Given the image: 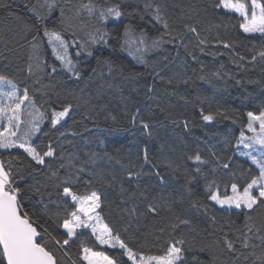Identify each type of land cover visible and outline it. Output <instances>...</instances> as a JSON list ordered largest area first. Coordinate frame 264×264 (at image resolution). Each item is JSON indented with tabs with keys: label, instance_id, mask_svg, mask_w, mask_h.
<instances>
[{
	"label": "trees",
	"instance_id": "obj_1",
	"mask_svg": "<svg viewBox=\"0 0 264 264\" xmlns=\"http://www.w3.org/2000/svg\"><path fill=\"white\" fill-rule=\"evenodd\" d=\"M63 2L71 8L79 0ZM139 2L140 0H123L122 6L126 11L132 12ZM159 2L164 5V15L172 35H183L187 48L179 40L176 43H166L162 48L146 54L147 64H141L126 51H121L115 39L110 42V47L94 50L93 57L77 58L74 50L70 49L73 59L80 60L81 78L78 79L65 72L54 59L47 38L43 37L42 27L38 55L48 65H55L57 71L49 74V67L39 77L29 76L27 67L31 62L29 57L33 56V48L28 43L31 41V34L26 35L25 26L39 23L29 10L36 0H0V74L13 80L21 89L20 94L27 86L38 106L47 102L59 110L61 103L73 104L72 113L61 125L53 129L50 120L45 119L41 125L42 131L33 137V146L38 151H46L49 141L52 142L56 157L50 158L46 163H51V171H58L59 181L51 177L47 166H35L22 149H0V159L7 160L10 155L19 157V160H12L14 169L19 170L23 177L21 180L17 176L18 185L24 189L35 186L40 190H26L23 193L22 203L25 210H33L35 205L34 210L41 213L38 217L41 223L49 228L52 237L61 242L67 238L64 230L58 226V222L48 220L43 215V205L49 206L50 213L57 211L56 206L61 203L59 196L62 193V188L57 192V184L62 183L64 177L72 173L74 180L78 177V183L73 186V190L78 195L97 192L102 201L101 209L97 211L103 217L104 223L113 228L114 233L118 232L121 239L134 251L161 254L164 241L170 232L167 225L175 222V215L179 214L182 219L191 220L196 232L192 233L186 226H181V231L195 235L198 246H211L219 242L215 251L220 260L227 264H232L234 260L237 264H251V259L244 261L240 255H248L251 249H243L238 240L237 253L226 251L223 245L224 232L228 233L229 239L236 240V234L229 228L232 222L236 228L246 231L243 228L244 212L228 209L227 206L221 208L214 201L208 200L203 175L196 176L197 165L186 157L199 151L203 159L209 161L200 167L208 175V179L223 181L220 183L221 193L229 180V172L236 173L241 184L248 178L249 169L252 174L257 173L256 166L247 157L238 154L236 138L241 128L247 124L246 113L259 112L264 108V60L259 56L264 51V38L259 33H243L239 27L242 22L239 14L229 13L224 9L215 10V0ZM68 15L74 17L72 11ZM81 20L91 25L86 14ZM81 20L74 18V23L79 26ZM128 22L127 19L120 23L110 22L107 27L115 37L117 32H123V24ZM133 22L146 28L149 41L165 31L161 24L152 21L148 15L143 22L138 17ZM44 24L49 29L55 28L64 33L58 12L47 18ZM189 24L196 26L200 37L209 41L203 46V52L197 47L196 37L187 32L185 25ZM87 30L79 31V35L83 38ZM64 35L65 39L73 38L70 33ZM217 40H226L234 47L225 49L222 44H216ZM101 53L103 57L110 56L115 61L111 73L107 66L97 65L96 57L101 56ZM189 53L197 59L193 60ZM165 56L168 57L167 60L164 59ZM253 56H256L255 61H252ZM87 64H91V70L85 74L81 66ZM119 66H123L124 76L129 72L135 73V79L124 80ZM93 69L96 70L95 73ZM156 72L163 76V80L155 76ZM37 78L39 83L35 82ZM148 85H153V92H148ZM125 105L131 111L139 107L142 118L149 119L154 124L155 139L150 141L149 151L152 162L160 163L167 157L184 165L175 175L161 165L159 170L168 181L166 188L160 187L156 177L151 174L152 169L147 166L144 169L146 174L138 179L135 176L129 178L127 175L130 170H139L138 165L142 161L137 159V153H141L143 144L149 141L142 136L138 127L123 131L128 128ZM201 109L204 115L216 113L218 110L224 111L225 115H217L214 121L206 122L202 119ZM109 112L116 116L117 123L110 118L105 119ZM27 119L29 117L26 115ZM172 120L177 122L173 123ZM185 121L187 128L184 126ZM61 132L65 133L64 137L60 136ZM101 140L104 141L103 146L100 144ZM161 144L164 145L162 149ZM93 152L99 156L95 158V163L87 164L83 173H77L75 168L68 166V159H73L78 164L83 163L89 160ZM105 152L108 156L104 155ZM212 152L220 157L221 164L230 163V168L216 169L213 175L212 170L216 168V163L210 155ZM61 163H65L64 169H60ZM185 169L196 178L189 180L184 175ZM146 188L147 199L140 195ZM230 191L229 184L228 193ZM161 196L164 200L159 199ZM41 201L42 203H38ZM149 203L157 205L158 214L148 212ZM167 204H172V211H169ZM69 206L71 207L70 201ZM133 208L136 211L130 215ZM251 215L254 218L259 217L264 215V210L257 209ZM212 216L216 217L215 225L211 222ZM221 225H224V232L220 231ZM161 229L164 231L161 232ZM77 231L79 235L74 238V242L56 253L60 264H87L82 260L84 247L103 251L114 258L119 254L118 247L114 249L101 245L90 229ZM252 243L259 244V241L253 238ZM259 252L257 249V255ZM198 255L202 260L209 259L208 252ZM122 260L127 261V257Z\"/></svg>",
	"mask_w": 264,
	"mask_h": 264
},
{
	"label": "snow or ice",
	"instance_id": "obj_2",
	"mask_svg": "<svg viewBox=\"0 0 264 264\" xmlns=\"http://www.w3.org/2000/svg\"><path fill=\"white\" fill-rule=\"evenodd\" d=\"M123 0H79L71 8L63 0H36V3L29 9L38 24L26 25V35L31 34V41L28 43L33 48V56H30V63L27 67L29 76L36 75L39 77L46 69L50 67V73H56L55 65H48L46 61L41 60L38 55L40 45V30L43 28V37L47 38V44L51 47V52L56 61L59 62L61 68L70 73L72 77L81 78L80 60L73 59L70 49L74 50L75 57H93L98 48L110 47V42L115 39L119 44L121 51H126L137 62L147 64L146 54L150 51L160 49L166 43H179L185 48L188 47L183 35H172L170 25L164 15V5L159 0H140L137 7L128 12L122 6ZM215 10H228L229 13H238L242 18L239 27L243 33H259L264 38V0H215L213 4ZM72 11L73 16H69L68 12ZM58 12L60 24L64 26V33H70L73 37L71 40L65 39L64 33L55 28L49 29L44 21ZM87 15L88 21L91 25L81 20V17ZM150 16L151 20L158 22L164 28V32L159 36L151 38L149 41L148 32L146 28L139 27L133 22L135 17H138L141 22L145 20V16ZM75 20H81L79 26L74 23ZM127 19L129 22L123 24V32L113 37L107 25L112 23H120ZM91 30H87L88 28ZM187 32L193 34L197 40V47L201 52L204 51V45L209 41L206 38H201L197 27L193 25H185ZM86 31V35L82 38L79 31ZM35 34H32V33ZM167 37L168 39H165ZM217 45L222 44L225 49H232L234 45L226 40H217ZM114 51V49H113ZM193 60L197 57L192 55ZM260 59L264 60V51L259 53ZM168 59L167 56L164 57ZM243 59V58H241ZM256 60V56L252 57V61ZM98 66H107L109 73L112 72V65L115 63L110 56L96 57ZM235 62V61H234ZM120 67V74L124 80L135 79L136 74L129 72L124 76L123 66ZM93 69V73H95ZM155 76L163 80V76L156 72ZM39 83V78L35 81ZM171 83V81H169ZM111 87V85H109ZM148 92L154 91L153 85H148ZM9 77L0 74V149L12 150L22 149L35 166H47L51 171V163H46L50 158L56 157V149L52 142L49 141L46 151H38L33 146V137L42 131L41 125L45 119L50 120L53 129L57 125H61L65 118L69 117L73 111V104L71 102L61 103L59 110L57 107L48 105L47 102L40 106L33 94L27 86L22 89ZM56 102H53L55 104ZM95 107V106H93ZM135 107V106H134ZM125 117L128 121V128L123 131L136 129L141 131L142 136L146 138L149 143L143 144L141 153H137V159L142 162L139 163L137 171H128L129 178L135 176L137 179L145 175V166L152 169V175L160 187L166 188L168 181L165 175L160 172V167L165 168L175 175L184 167L181 163H176L165 157L160 163H153L149 155L150 141L155 139L153 133L154 124L149 119L142 118L141 110L135 107V111L128 109L127 105L124 108ZM25 114L30 119H23ZM203 121L212 122L217 115H225L224 111H217L216 113L203 114L201 109ZM247 124L241 128L239 136L236 138V148L240 156L247 157L251 164L256 166L257 173L252 174L251 169L247 173V177L243 184H241L236 176V173L229 172V180L225 183V190L220 191V183L215 178L208 179V175L203 173L200 165H206L209 161L203 159L201 153L196 151L193 155H188V161L194 162L196 176L203 175L206 183V196L210 201H214L221 208L227 206L228 209H238L244 212V225L246 231H241L240 228L234 226V222L229 225L231 231L236 234V240L229 239L228 233L224 232V225H221L220 231L224 232L223 245L224 249L231 253H237L236 241L238 240L243 249H251L248 255L243 256L244 261L251 259V264H264V215L254 218L251 212L257 209L264 210V108L259 112L248 111ZM111 119L117 123L116 116L111 112L105 119ZM176 123V120H172ZM258 125V129H257ZM185 128L188 127L187 122L184 123ZM253 133L252 136H247L246 131ZM75 135V133H73ZM61 137L65 136L64 132L60 133ZM103 146L104 141H100ZM161 149L164 147L161 144ZM242 149V150H241ZM108 156V153H104ZM216 163V168L212 170L213 175L216 169L228 170L230 163H220V157L216 156L215 152L210 153ZM98 153H91L89 160L79 163L73 159H68V166L75 168L77 173H83L89 162L95 163V158H98ZM19 160V157H12L7 160L0 159V264H60L56 253L65 249L74 242L79 233L78 229H90L95 239L101 245H109L111 248H119V254L114 258L103 251H93L91 248H83L82 260L87 264H227V262L220 260L215 249L218 248L219 242L209 245H199L195 235H188L181 231V226L190 228L192 233L196 229L192 227L190 219H182L179 214L175 215V222H170L167 227L170 228L168 238L164 241L161 254L145 256L140 251H134L132 247L120 237L118 232L113 231L107 223H104L100 212L102 201L100 195L93 191L89 194L78 195L73 190V186L78 183V177L73 179L72 173L64 177L62 183L57 184V192L62 193L59 196L61 203L57 205V211L51 212L48 205H43V215L48 217V220L58 222V226L64 230L67 238L57 240L52 237L49 228L45 227L38 218L41 213L34 210H25L22 203L24 199L23 193L26 190L37 191L39 188L32 186L30 189L21 188L17 182V176L22 180L19 170L14 169L12 160ZM63 160V156H61ZM109 159L111 157L109 156ZM66 167L65 163L60 164V169ZM184 175L189 180H194L196 176H192L186 169ZM51 177H55L57 181L60 180L58 171H51ZM50 177V178H51ZM91 183V181H89ZM230 184L231 194H228V186ZM67 185V186H66ZM139 187V185H137ZM215 189V190H213ZM148 189L140 192V195L147 199ZM191 195V192H189ZM156 199V198H154ZM164 200V197H159ZM69 201L71 207L69 206ZM38 203H42L38 202ZM198 203V202H194ZM169 211L173 210L172 204L166 205ZM149 213L158 214L159 209L156 204L149 203L147 205ZM207 212V208L204 209ZM247 210V211H245ZM136 211L135 208L130 210V215ZM211 222L216 224V217L212 216ZM62 221V222H61ZM47 223V221H45ZM164 230L161 229V232ZM47 237V239H46ZM253 238L259 241V244L252 243ZM54 245V246H53ZM257 249L260 250L257 255ZM209 253L208 260L200 259L198 253ZM67 253H65L66 255ZM127 257V261L122 258ZM190 257V259H189ZM239 258V257H238ZM237 258V259H238ZM232 264H237L234 260Z\"/></svg>",
	"mask_w": 264,
	"mask_h": 264
},
{
	"label": "rangeland",
	"instance_id": "obj_3",
	"mask_svg": "<svg viewBox=\"0 0 264 264\" xmlns=\"http://www.w3.org/2000/svg\"><path fill=\"white\" fill-rule=\"evenodd\" d=\"M236 14H238V13H236ZM81 69H82V71H83V73H89V71L91 70V64H87V65H82L81 66ZM28 117V116H27ZM23 119H25L26 120V114H25V116L24 117H22ZM29 119H30V117H29ZM257 129H258V125H257ZM259 130V129H258ZM246 131V135L247 136H252L253 135V133L252 132H250V131H247V130H245ZM242 150V149H241ZM228 194H231V191H230V193H228ZM106 246H108L109 247V245H106ZM144 254V253H143ZM145 256H148V255H151V254H144ZM153 255H158V254H153Z\"/></svg>",
	"mask_w": 264,
	"mask_h": 264
}]
</instances>
